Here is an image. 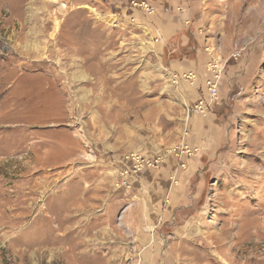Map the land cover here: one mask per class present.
Listing matches in <instances>:
<instances>
[{
  "label": "rangeland",
  "instance_id": "obj_1",
  "mask_svg": "<svg viewBox=\"0 0 264 264\" xmlns=\"http://www.w3.org/2000/svg\"><path fill=\"white\" fill-rule=\"evenodd\" d=\"M156 2L0 0V264H264V0H212L226 40L213 34L193 102L156 54L159 37L134 25ZM230 63L250 83L216 142L191 119L210 109L188 110L212 65L219 84ZM20 73L44 75L64 97L57 128L78 142L65 167L4 147L12 125L46 129L14 119L28 110L13 91ZM136 158L150 164L135 169ZM180 209L194 211L188 231Z\"/></svg>",
  "mask_w": 264,
  "mask_h": 264
},
{
  "label": "crops",
  "instance_id": "obj_2",
  "mask_svg": "<svg viewBox=\"0 0 264 264\" xmlns=\"http://www.w3.org/2000/svg\"><path fill=\"white\" fill-rule=\"evenodd\" d=\"M211 2L212 0H157L156 15L153 18L134 21L136 22L134 25L137 24L138 28H142L141 31L159 37L161 45L156 49V54L160 55L161 60L167 56L165 67L169 75L177 77L191 73L200 77L192 87L188 86V81H181L180 87L184 88L186 98L192 102L202 84V75L212 59V54L208 51L214 40L213 34L219 31L221 40H226L224 22L220 21L218 25L220 28H217L211 21L213 19L209 10ZM205 48L209 49L206 51ZM222 49L220 55H226L225 49ZM146 50L152 52V48ZM218 54L215 52L213 56L217 57ZM247 70L248 68L238 63H230L217 84L218 96L210 107L207 119L191 118L192 124L199 123L203 131L210 130V133L215 135L216 142H221L222 135L227 132L228 121H231L232 102H236L243 93L248 92L250 76ZM24 84L27 86L25 87ZM13 91L28 108L14 119L23 120L25 128L32 126L46 129H28L26 133H22V130L12 129L15 125L8 127L6 130L9 135L11 134V139L10 142H3L4 147H7L6 150L12 153L10 147H30L35 160L42 161L43 168L46 169L62 168L70 164L78 142L71 129L57 128L65 124L67 118L61 91L50 85L49 79L44 75L23 73L18 74L14 80ZM193 212L190 209H180L175 216L178 220H183V216L192 215ZM145 218L148 221L152 220V214H147ZM191 225L192 223L185 219L179 227L188 231ZM200 232L202 231L200 230L199 234ZM165 264H173L170 255L165 260Z\"/></svg>",
  "mask_w": 264,
  "mask_h": 264
},
{
  "label": "built area",
  "instance_id": "obj_3",
  "mask_svg": "<svg viewBox=\"0 0 264 264\" xmlns=\"http://www.w3.org/2000/svg\"><path fill=\"white\" fill-rule=\"evenodd\" d=\"M144 4L146 7L148 6L147 3H142ZM238 57L237 54L233 55V58L236 59ZM212 72H213V78L212 79H208L205 82V89H206V95L202 98H200L197 103H195L191 109L188 110V115H197L200 117H206L209 113V109L212 105V103L217 99L218 96V91H217V83L219 80L218 74H215V70H217L218 65L214 64L212 65ZM211 68L209 69V71L211 70ZM182 79H184L185 81H189L190 84H193L194 80H195V76L191 73L189 74H183L182 75ZM136 165H135V169H139L143 166V164H147L149 165L150 163H148L147 161L144 160H140L139 158H136Z\"/></svg>",
  "mask_w": 264,
  "mask_h": 264
}]
</instances>
